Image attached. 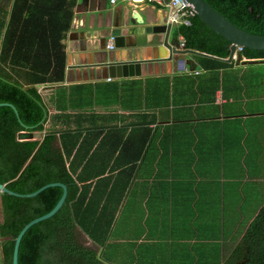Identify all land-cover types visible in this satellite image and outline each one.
<instances>
[{"label": "trees", "instance_id": "16d2710c", "mask_svg": "<svg viewBox=\"0 0 264 264\" xmlns=\"http://www.w3.org/2000/svg\"><path fill=\"white\" fill-rule=\"evenodd\" d=\"M205 1L242 30L264 36V0ZM76 6L77 0H0V103L14 105L22 121L10 107H0V184L20 194L50 183H62L68 189L59 212L23 237L19 264H120L121 245L114 236L124 201L129 206L138 189L147 190L144 197H148L152 176L156 181L169 177L186 184V167L191 166L187 155L195 157L193 149L205 153L202 146L218 140L215 126L222 128V124L202 125L195 123L197 119H186V85L198 87L201 106L215 105L218 91L226 102H234L233 108L236 104L237 114H228L220 131L222 141H236L232 146L236 145L239 162H243L240 187L244 177L255 179L264 173V143L254 148L251 142L264 130V117L260 123L258 119L243 121L245 116H264V69L230 71L233 64L220 60L229 57L230 42L196 15L189 25L173 28V35L183 39L185 49L211 56L197 57L203 70L200 75L176 77L173 86L170 78L65 86L64 41ZM240 56L250 67L264 66V50L243 49ZM38 85L44 88L34 87ZM23 86L33 87L25 93ZM172 106L173 115L161 117L168 120L165 126L151 128L158 121L151 111ZM44 109L48 111L45 124L26 128L43 120ZM231 117L237 121H229ZM190 123L200 130L186 131ZM36 132L43 133V139H20L22 134ZM186 142L196 146L186 148ZM243 142L250 144L244 148ZM222 151L225 157L230 150ZM230 157H234L231 152L224 160ZM141 179L144 182H138ZM254 190L237 192L238 215L245 219L239 223V242L227 256L221 241L231 237L228 220L214 224L212 215L204 227L191 229L188 237L183 235L185 228L173 224L172 237L185 236L198 243L186 245V264H264V192L258 187ZM174 193L184 195H176L173 203L186 198V192ZM62 195L61 187L46 189L34 198L1 195L3 264H12L14 240L20 231L49 213ZM166 200L170 204L169 196ZM229 200V192H224V212ZM85 238L93 245H86ZM160 249L152 253L153 259L142 253L152 264H168ZM138 264H143L141 259Z\"/></svg>", "mask_w": 264, "mask_h": 264}, {"label": "crops", "instance_id": "0c3cea01", "mask_svg": "<svg viewBox=\"0 0 264 264\" xmlns=\"http://www.w3.org/2000/svg\"><path fill=\"white\" fill-rule=\"evenodd\" d=\"M151 6H154L152 2L146 0L139 4H134L133 0H112L103 1L101 4L99 1L86 2L83 4V0H77V6L75 8V16L72 24V28L68 33L66 40L64 41L66 46L67 54V68H66V82L67 85H78V84H96V83H111V82H129L130 80H142L144 83H149L151 80H160L163 78H170V85L173 86L174 78L186 74V76L195 75L198 76L203 73L201 66L195 55L177 56V59H184L186 61H193L196 64V69L199 70V74L193 73L189 67L185 66L182 69H178L174 65L171 69L170 74H164L166 71L165 64H154L151 68L149 65L144 66V71L140 75V69L137 66H129V73L133 72L134 76H125L122 71L124 67L118 66L114 68L112 72L115 77H110V72L107 67H95L89 70L68 68V66H76L80 63H87L90 60H108L119 61L121 60V54L116 50H109V29L106 28L112 22H117L121 19L122 14L125 19H129L128 14L131 12H140L148 19H152L153 12ZM78 11V12H77ZM136 21V19L134 20ZM129 28H133L131 25ZM125 30V29H124ZM124 32V31H123ZM125 33V32H124ZM128 32H126L127 34ZM141 33V32H140ZM137 33V37L142 39L143 35ZM107 36L106 46H101L102 40ZM133 35L123 37L122 41L126 44L134 42ZM163 35H159L160 40L163 39ZM151 40L152 36H148ZM181 44L183 39L180 37L177 39ZM246 59L236 60L234 59L231 63L233 66L230 71H246L249 69V64ZM130 67L132 69H130ZM149 70L152 72V76H149ZM139 74V75H138ZM106 78V79H105ZM192 80H196L198 83L199 79L193 77ZM190 81V79H189ZM188 81V83H189ZM164 83V82H158ZM157 83V84H158ZM222 83V82H221ZM154 87H159L154 85ZM201 98V93L197 86L194 88H188L186 85V119L191 118L197 119L195 123L202 125H211L213 122L222 124L224 120H227L228 114H237V106L233 108L234 102H226L222 97V91H218L216 94L215 105L201 106L198 104V100ZM247 97L245 102H247ZM172 106L170 109H158L151 111V115L155 114L158 117L156 123H151V128L156 126H165L166 121L162 120V115L169 117L173 115ZM54 112V109H50V113ZM122 113V112H121ZM128 114V112H127ZM264 116H258L250 118L245 116L243 121L252 120L256 123L260 121ZM232 118V117H231ZM231 122L237 121L236 118L229 119ZM192 122V121H191ZM199 124V125H200ZM188 126V125H186ZM189 128L186 131H197L193 123H190ZM220 126V128H219ZM221 125H216L215 137L218 140L214 142H207L202 147L205 153H201L200 150L193 153L195 157L187 155L186 163L189 161L191 166L186 167V184L184 182H178L171 178L156 179L152 176L149 179L151 186L148 197L146 195L147 190L133 192L135 200H131V204L124 206L126 200L119 210L118 223H117V239L121 245L120 250V264H138L141 259L143 264H152L151 260L146 258L143 252L149 253L152 258V253L158 252L162 247L168 264H186V258H188V251L186 245L198 244L196 240H186L185 236L191 235V229L196 227H204L206 220L211 218L213 215L214 224L220 222L222 225L223 221L228 220L230 225L231 237L228 239L222 238L221 243L226 248L224 256H227L229 251L236 246L239 242L240 237L237 232L239 229V223L245 219L244 216H239V207L237 206V192H255V187H258L260 192H264V173L255 179H249L248 176L244 177L242 186L240 187V172L239 155L236 152L235 140L222 141V130ZM214 129V130H215ZM264 135V130L260 131L255 135L252 142L254 148H258L264 143V138L259 137ZM199 142H196L198 144ZM243 142L242 146L246 148L250 144ZM187 147H194L195 144H188ZM196 146V145H195ZM226 148L227 151L225 157L231 152L234 157L226 158L222 156V150ZM234 148V149H233ZM239 149V148H238ZM211 152L208 155V151ZM223 162L225 164H223ZM138 182H144L141 179ZM174 192H186V198L181 199L178 203L172 199L177 195H184L181 193ZM224 192H229L230 200L227 209L224 212L223 196ZM169 196L170 204L166 200ZM234 196V197H233ZM150 198V201L148 199ZM193 198V199H192ZM234 198V199H233ZM150 205V207H148ZM2 208L0 204V209ZM206 216V217H205ZM253 216V215H252ZM205 217V218H204ZM240 218V221H239ZM252 220V219H251ZM251 222V221H250ZM173 224H177L181 229L185 228V236L172 237L170 230L173 228ZM248 226V225H247ZM247 228V227H246ZM234 244V245H233ZM232 245V246H231ZM142 254L141 258L140 255ZM149 257V256H148ZM153 259V258H152Z\"/></svg>", "mask_w": 264, "mask_h": 264}, {"label": "water", "instance_id": "95a60500", "mask_svg": "<svg viewBox=\"0 0 264 264\" xmlns=\"http://www.w3.org/2000/svg\"><path fill=\"white\" fill-rule=\"evenodd\" d=\"M99 1L100 4L103 1L107 0H83V4L86 2ZM146 0H133L134 4H139ZM165 4L169 3L171 0H163ZM189 3L193 8L197 15V17L206 24L212 31H214L219 36L230 42V55L227 59H220L226 63H231L235 58L237 53V48L242 47L243 49H251V50H264V36L254 35L248 33L234 23H232L229 19L224 17L221 13L215 10L209 3L205 0H185ZM153 17L152 19H148L140 12H131L128 14L129 19H125L123 14L119 21L112 22L106 26L109 29V37L114 38V50L118 51L121 54V60L119 61H108V60H97L93 61L89 59V62L80 63L76 66H68V68H80L89 70L95 67H107L110 72V77L114 78L115 75L112 73L115 70L114 68L121 66L124 67L122 70L125 76H134L133 72L131 75L129 73V66H138L140 69V75L142 71H144V66L149 65L151 68L154 64H165L166 71L164 74H170L171 68L176 65L178 69H182L187 66L191 71L196 69V64L193 61H186L184 59H177V56H186V55H195L202 57H211L205 53H201L196 50L191 49H182L179 47L178 40L173 35V26L172 24L167 23L169 12L165 7L158 8L155 4L151 6ZM78 12V11H77ZM136 19V21H134ZM133 28H129V26ZM125 29V30H124ZM125 33H124V32ZM126 32H128L126 34ZM141 32V33H140ZM137 33L142 34L143 38L139 40L137 37ZM133 35L134 42L126 44L123 42L122 38L125 36ZM159 35H163V39L160 40ZM148 36H152V39L149 40ZM106 40H108L107 36L102 40L101 46L104 50L106 46ZM238 60L241 59L240 54H237ZM215 58V57H212ZM130 69H132L130 67ZM139 75V74H138ZM143 75V74H142ZM149 76H152V72L149 70ZM106 79V78H105ZM67 85L66 79L63 83ZM33 86H23L21 87L22 91L28 93V89ZM38 89H43L42 85L34 86ZM0 107H10L15 112L19 122L22 124L19 113L16 107L10 103H0ZM48 118V111L44 109V118L43 120L36 126H25L28 129H37L40 125L45 124V121ZM43 133L36 132L35 134H22L20 139L23 140H41L43 139ZM52 187H61L63 189V195L57 205L47 214L38 217L31 222H29L18 234L15 238L14 242V251L12 264H19V250L23 237L28 232L30 228L34 225L46 221L52 218L55 214L59 212V210L63 207L66 202L68 196L67 186L62 183H50L39 190L30 193V194H20L9 190L6 185L0 184V204H1V195L3 193H8L11 196L18 198H34L38 196L40 193L45 191L46 189Z\"/></svg>", "mask_w": 264, "mask_h": 264}, {"label": "built area", "instance_id": "2783aa9c", "mask_svg": "<svg viewBox=\"0 0 264 264\" xmlns=\"http://www.w3.org/2000/svg\"><path fill=\"white\" fill-rule=\"evenodd\" d=\"M152 4H155L158 8L165 7L168 12L167 23L172 24L173 28L177 27L180 24H190V18L196 16L194 8L187 3L185 0H171L169 3L165 4L163 0H149ZM114 3L115 0H112ZM114 38L110 37L108 49L114 50ZM180 48L185 49V44L182 42L180 44ZM243 51L242 47L237 48V53L235 58H237V54ZM193 73L199 74V70H195Z\"/></svg>", "mask_w": 264, "mask_h": 264}, {"label": "rangeland", "instance_id": "374dc122", "mask_svg": "<svg viewBox=\"0 0 264 264\" xmlns=\"http://www.w3.org/2000/svg\"><path fill=\"white\" fill-rule=\"evenodd\" d=\"M249 68H250L249 70H254L255 72H258L260 70H263L264 69V66H262V65H256V66H251V67L249 66ZM239 71H238V73H239ZM42 92L44 94L46 91H42ZM254 94H256V93H254ZM46 98H47V95H46ZM2 219H3V217H2V213H1V209H0V221H2ZM85 239H86V245H89V246H92L93 245L87 238H85ZM0 264H3L1 247H0Z\"/></svg>", "mask_w": 264, "mask_h": 264}, {"label": "clouds", "instance_id": "9594fccd", "mask_svg": "<svg viewBox=\"0 0 264 264\" xmlns=\"http://www.w3.org/2000/svg\"><path fill=\"white\" fill-rule=\"evenodd\" d=\"M179 47H180V43H179ZM238 54H241V53H238ZM236 60H238V56H237Z\"/></svg>", "mask_w": 264, "mask_h": 264}]
</instances>
